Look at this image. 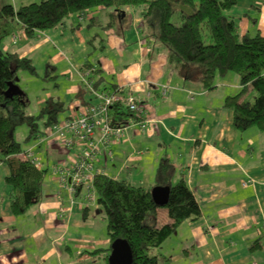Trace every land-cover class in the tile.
Segmentation results:
<instances>
[{
	"label": "crops",
	"instance_id": "0c3cea01",
	"mask_svg": "<svg viewBox=\"0 0 264 264\" xmlns=\"http://www.w3.org/2000/svg\"><path fill=\"white\" fill-rule=\"evenodd\" d=\"M32 1L6 0L0 6L18 9ZM226 16L239 33L264 36V0H236ZM151 24L130 8L96 7L69 15L33 38L18 31L4 41L3 50L31 59L35 67L40 63L42 70L47 63L55 68L52 88L62 92L40 96L30 114L50 98L66 102L59 123L80 113L91 102L81 83L88 67L98 71L100 91L117 88L139 100L147 129L125 126L121 139L112 140L110 156L97 157L93 175L149 188L159 161L167 159L176 169L175 181H186L200 217L180 224L154 254L167 257L169 264H264V130L234 128L224 100L241 90L236 74L217 77L211 90L185 81L169 65V51ZM253 95L248 88L247 99ZM49 134L46 129L24 148L32 149L36 168L46 173L41 199L23 214L12 212V188L4 180L9 172L0 160V264H105L110 241L104 213L98 204L82 205L79 195L60 188L53 166L70 165L76 150L66 155L50 143ZM53 152L59 156L42 160ZM156 220L158 226L170 223L165 208ZM257 241L259 246L251 247ZM96 249L103 251L92 254Z\"/></svg>",
	"mask_w": 264,
	"mask_h": 264
},
{
	"label": "trees",
	"instance_id": "16d2710c",
	"mask_svg": "<svg viewBox=\"0 0 264 264\" xmlns=\"http://www.w3.org/2000/svg\"><path fill=\"white\" fill-rule=\"evenodd\" d=\"M235 2L41 0L18 9L11 4L0 6V160L9 172L4 180L12 188L13 214H23L39 202L46 173L20 154L28 142L43 137L46 129L60 122L67 105L50 98L37 113H28L30 104L20 87V73L50 82L57 77L55 68L47 63L43 73L39 74L31 59L3 50L7 38L18 31L33 38L35 32L49 30L69 15H84L96 7L114 11L136 10L143 20L152 23L150 26L156 25V38L169 51V65H174L185 81L211 90L217 77L229 72L236 74L241 90L224 100V107L233 113V126L239 131L250 127L264 130V36L238 32L234 21L226 16ZM91 19L88 27L96 18ZM111 25L112 21L103 29ZM96 77L95 87L99 82L98 71ZM248 88L254 95L247 99ZM129 117L134 115L120 105L110 109L113 125H123ZM20 126L26 129L22 142L15 138ZM175 176L176 169L167 159L159 161L154 184L149 188L134 187L104 174L94 176L96 201L105 216L110 244L116 239L126 240L131 248V264H169L167 257L154 254L152 250L168 239L180 224L200 217L199 206L186 181L183 178L175 181ZM156 186L170 188L168 203L163 207L157 206L151 198L150 190ZM160 208L166 209L170 223L158 226L156 218ZM258 244L257 241L251 247ZM101 251L96 249L92 254ZM105 251L107 264L110 246Z\"/></svg>",
	"mask_w": 264,
	"mask_h": 264
},
{
	"label": "built area",
	"instance_id": "2783aa9c",
	"mask_svg": "<svg viewBox=\"0 0 264 264\" xmlns=\"http://www.w3.org/2000/svg\"><path fill=\"white\" fill-rule=\"evenodd\" d=\"M97 70L88 67L81 75V83L91 102L83 106L80 113L57 123L50 129V143L54 142L62 148L66 155L75 149V158L70 165L56 164L53 172L58 173L60 188L66 189L71 197L79 195L82 205H95L96 194L93 187L94 164L100 153L105 158L111 154L110 145L113 139L120 140L127 125L136 126L144 132L149 124L143 117L139 100L130 93L122 90L100 91L95 87ZM166 88L162 92L165 94ZM120 105L133 114L127 123L113 125L110 120V109ZM54 137V139H52ZM20 156L29 160L34 166L37 158L31 148L24 150Z\"/></svg>",
	"mask_w": 264,
	"mask_h": 264
},
{
	"label": "rangeland",
	"instance_id": "374dc122",
	"mask_svg": "<svg viewBox=\"0 0 264 264\" xmlns=\"http://www.w3.org/2000/svg\"><path fill=\"white\" fill-rule=\"evenodd\" d=\"M0 1H6V0H0ZM17 1H21V0H17ZM41 0H33L31 3H34V2H40ZM206 42H208V39H206ZM36 68H37V71L39 73H43V70H42V65L40 63H37L36 62ZM20 78H23L21 80V87H22V90L27 94V97H28V100H29V107L27 109L28 113H33L32 111H37V105H38V100H39V97L40 96H43V95H46L48 97L50 96H53L52 93H54V96L55 95H58L62 92V89L60 90H56V91H53V88L52 86L54 87V82L52 81V83H48V82H40L39 80L41 79H37L35 76H31L27 73H20ZM42 81V80H41ZM60 87H62V81H60L59 83ZM47 97V98H48ZM36 109V110H35ZM26 135V129L24 126H20V127H17V130H16V133H15V138L18 140V141H21L24 140V137ZM25 147V146H24ZM54 153V154H53ZM52 154H49V156H44L42 160H54L55 157L59 156L57 155L55 152H53ZM55 156V157H54ZM37 157H42L40 155L37 154Z\"/></svg>",
	"mask_w": 264,
	"mask_h": 264
},
{
	"label": "water",
	"instance_id": "95a60500",
	"mask_svg": "<svg viewBox=\"0 0 264 264\" xmlns=\"http://www.w3.org/2000/svg\"><path fill=\"white\" fill-rule=\"evenodd\" d=\"M153 202L163 207L168 203L170 188L169 187H153L150 190ZM132 253L131 248L126 240L116 239L110 244V253L107 258V264H131Z\"/></svg>",
	"mask_w": 264,
	"mask_h": 264
},
{
	"label": "bare ground",
	"instance_id": "6f19581e",
	"mask_svg": "<svg viewBox=\"0 0 264 264\" xmlns=\"http://www.w3.org/2000/svg\"><path fill=\"white\" fill-rule=\"evenodd\" d=\"M7 52L12 53V52H10V51H7Z\"/></svg>",
	"mask_w": 264,
	"mask_h": 264
}]
</instances>
